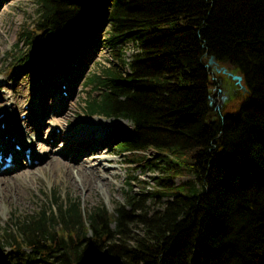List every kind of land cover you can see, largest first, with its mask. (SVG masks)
<instances>
[{
  "label": "trees",
  "instance_id": "1",
  "mask_svg": "<svg viewBox=\"0 0 264 264\" xmlns=\"http://www.w3.org/2000/svg\"><path fill=\"white\" fill-rule=\"evenodd\" d=\"M95 2L104 0H36L19 39L29 53L18 59L56 51L61 64L72 54L58 52L60 33L70 19L88 22ZM108 19L117 64L89 77L98 94L84 112L130 121L120 151L163 175L138 192L131 178L112 209L55 192L0 230V264H264V0H111ZM222 80L223 106L242 102L213 120Z\"/></svg>",
  "mask_w": 264,
  "mask_h": 264
},
{
  "label": "rangeland",
  "instance_id": "2",
  "mask_svg": "<svg viewBox=\"0 0 264 264\" xmlns=\"http://www.w3.org/2000/svg\"><path fill=\"white\" fill-rule=\"evenodd\" d=\"M110 1L104 0L103 4L95 2L90 15L91 19L80 26L71 38L61 41L58 52L72 55L58 65L53 55L57 54L56 51L47 54L39 62L29 63V59L24 57L18 59L22 54L29 53L26 46L19 45V39L23 25L33 23L36 17V0H0V101L4 98L0 117L4 115L6 109L10 108L17 111V118L24 123L31 108L30 104L32 102L38 104L47 112V114L43 113L42 118L45 119V131L35 137L38 143L45 141L47 143L55 130L58 133L63 130L71 133L80 127V123H89L94 119L106 122L116 119L119 127L112 137L109 148L114 147L117 150L115 156L123 159L118 163L105 164L107 168L116 171L118 176L114 178L110 176L111 185L98 190L94 188L87 190L80 185H74L73 180H60L58 166L41 169L46 159L41 162L35 161L28 166L25 160H20L22 161L20 167L8 172H0V175L21 172L25 169L34 173L31 178L24 177L19 181L16 189H13L10 201L6 204L0 202L1 231L11 227L15 216L29 214L39 209L55 192L63 199L79 198L85 208L104 202L112 209L118 202L123 201L126 191L129 190L128 182L131 178L135 177V180L131 181V187L133 191L138 192L143 185L142 181H147L148 188L152 189L155 184L153 177L163 175L158 171L147 170L143 165L131 163L130 157L119 151L121 136L126 131L133 130V124L130 121L99 115L88 116L84 112L85 99L90 96V93L98 94L97 91L92 92L93 84H88L89 77L93 74H102L106 67L117 64L112 48L107 43ZM135 50L132 43H129L125 50L126 57L132 55ZM228 85V81L222 80L213 87L212 102L213 110L216 112L213 114L214 117H217L219 111L228 114L240 107L242 97H232V100L226 101V106H223L224 100L228 99L225 88ZM65 116H69V119ZM54 118L59 119V122L54 124L51 120ZM57 140L63 141L61 142L63 144H69L70 141L60 138ZM24 145L25 143H21L20 147ZM55 147L58 145L55 144ZM89 148L90 146H83V149H79L78 152L85 153L83 157H87L90 154ZM148 154L155 156L153 150H149ZM53 173L56 176H53ZM187 179V176L178 177L173 179L172 183L175 185ZM162 204L163 201L153 205L159 207Z\"/></svg>",
  "mask_w": 264,
  "mask_h": 264
},
{
  "label": "bare ground",
  "instance_id": "3",
  "mask_svg": "<svg viewBox=\"0 0 264 264\" xmlns=\"http://www.w3.org/2000/svg\"><path fill=\"white\" fill-rule=\"evenodd\" d=\"M56 84H58L57 81ZM3 99L0 101V108L3 106ZM30 107L24 123L17 118V111L10 108L6 109L3 117L0 118V139L4 140V143L8 140L10 144L2 153L3 157L11 154L14 159L11 167H3L5 163L3 158L0 161L2 171L8 172L17 166L20 167L18 160L23 156L27 166L35 161L41 162L46 159L41 169L58 166L60 167V180H73L74 185H80L87 190L92 188L98 190L111 185L110 176L117 177L118 173L107 168L105 164L123 161L122 158L115 156L117 150L114 147L109 148L112 137L119 127L116 119L107 120L108 122L94 119L89 123H80V127L71 133H67L66 130L58 133L55 130L48 138L47 143L46 141L38 143L35 141V137L45 131V119L42 118L47 112L34 102L30 104ZM40 109L42 113H40ZM40 114H42L41 117ZM65 118L69 119V116H65ZM51 120L54 124L59 122V119ZM3 122L5 123L4 129ZM6 134H9L8 139L5 137ZM58 138L65 141L70 140L69 144L61 143L63 141H58ZM21 143H25V145L17 149L16 145ZM55 144L58 147H55ZM83 146H90L88 150L90 154L87 157H83L86 155L85 153L78 152L79 149H83ZM25 149H30V159L26 157ZM73 155L74 157H72ZM33 173L31 170L25 169L21 172L0 175V202L6 204L10 201L13 189H16L19 181L24 177L31 178ZM53 176L56 174L53 173Z\"/></svg>",
  "mask_w": 264,
  "mask_h": 264
},
{
  "label": "water",
  "instance_id": "4",
  "mask_svg": "<svg viewBox=\"0 0 264 264\" xmlns=\"http://www.w3.org/2000/svg\"><path fill=\"white\" fill-rule=\"evenodd\" d=\"M85 23L84 19H70L66 23V28L60 33V37L62 40H67L71 38L75 32L78 30L80 26H82ZM216 63L215 57L211 56L209 59L208 65H214ZM217 71L223 72L224 74H227L229 77L232 78L235 85L239 86L242 89L243 94L248 93V88L243 84V76L241 74L234 73L231 70H228L226 67H219L218 63H216ZM212 99V97L210 96ZM210 105H213V102H210ZM216 113L214 110L212 111V114ZM215 117H213V120Z\"/></svg>",
  "mask_w": 264,
  "mask_h": 264
}]
</instances>
